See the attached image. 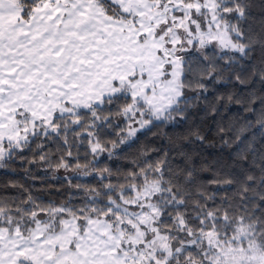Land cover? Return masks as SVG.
Here are the masks:
<instances>
[{"label": "snow or ice", "instance_id": "obj_1", "mask_svg": "<svg viewBox=\"0 0 264 264\" xmlns=\"http://www.w3.org/2000/svg\"><path fill=\"white\" fill-rule=\"evenodd\" d=\"M253 7L0 0V173L41 168L74 189L56 202L0 184V264H264V0ZM221 83L235 90L210 98ZM197 111L230 163L182 137L141 144Z\"/></svg>", "mask_w": 264, "mask_h": 264}, {"label": "trees", "instance_id": "obj_2", "mask_svg": "<svg viewBox=\"0 0 264 264\" xmlns=\"http://www.w3.org/2000/svg\"><path fill=\"white\" fill-rule=\"evenodd\" d=\"M253 3V15L255 17H258L260 13L261 0H253ZM254 26H256L257 28L259 27L258 19L254 20ZM254 55L255 60L258 63L261 57L264 56V53L257 50ZM224 75L227 76L228 73H224ZM257 87H259V85H257ZM210 89V98L212 97L214 92H228L235 90L232 84L226 83L210 85ZM232 111L236 112L238 111V108L233 107ZM216 127V122L211 116L207 115L204 112L197 111L193 114L187 124H183L179 128L154 129L153 132H150L147 135H142L141 144L148 145L149 147L167 149L171 146V144L179 142L177 140L178 137H182L183 142L186 145V150L193 151L194 153H199L201 154L202 158L221 159L225 163H230L229 150L221 148ZM196 130H198L202 135L207 137L206 141L203 144L198 142H190L193 140L191 133ZM164 133H167V135L165 136ZM139 146L140 145H137L136 148H133L130 152V155H134ZM111 163L112 166L115 167L117 165L124 166L127 162L123 160H118L112 161ZM14 167H16L17 169L15 176L0 173V184H3L5 181L10 179L18 181L25 187H31V185L34 184V191H38L43 194L46 199L54 200L56 202H60L66 197L69 191L74 190L70 189L68 184L62 179H54L50 170L46 174L43 169L34 168L33 174L39 177V179L33 181L30 177L26 178L24 176L23 169L20 168L19 164L15 165ZM55 175L63 177L65 175H72V173H65L63 169H60L55 173ZM205 175L207 174L205 173ZM0 191H3V189H0ZM18 191L20 190L17 188L7 189V192L11 195H15Z\"/></svg>", "mask_w": 264, "mask_h": 264}]
</instances>
